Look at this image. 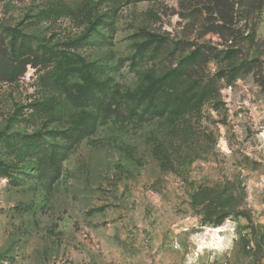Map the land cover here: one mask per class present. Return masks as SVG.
I'll return each mask as SVG.
<instances>
[{
	"label": "rangeland",
	"instance_id": "374dc122",
	"mask_svg": "<svg viewBox=\"0 0 264 264\" xmlns=\"http://www.w3.org/2000/svg\"><path fill=\"white\" fill-rule=\"evenodd\" d=\"M58 1L73 15L40 14ZM207 5L0 0V21L19 26L39 53L79 56L121 93L173 70L183 71L184 90L213 84L197 116L172 123L126 112V119L99 121L67 149L63 133L79 109L52 80L55 65L0 81V134L41 133L45 145L65 144L66 153L49 189L28 162L13 180L0 177V264H264V0L239 12L223 36L213 33L222 22ZM227 30L241 49L236 59H201L184 73L180 64L195 49L227 50ZM244 62L249 70L240 72ZM0 159L12 161L1 144Z\"/></svg>",
	"mask_w": 264,
	"mask_h": 264
},
{
	"label": "trees",
	"instance_id": "16d2710c",
	"mask_svg": "<svg viewBox=\"0 0 264 264\" xmlns=\"http://www.w3.org/2000/svg\"><path fill=\"white\" fill-rule=\"evenodd\" d=\"M117 0H98L100 3L116 2ZM210 15H216L222 22L221 27L213 32L223 36L225 27L233 24L234 17L239 12L247 13L256 0H208ZM263 0H259V8ZM242 10V11H241ZM59 18L73 15V11L66 4L58 1L53 7H48L40 14ZM99 21L93 24L97 25ZM94 28V27H93ZM93 30V29H89ZM231 42L225 51H215L204 47L197 48L184 58L180 64L184 67V73L202 64L201 59H236L241 49H235L236 45L230 40L229 30L226 31ZM224 38V37H223ZM243 38V37H242ZM233 39V38H232ZM244 39V38H243ZM71 40L68 45L76 48L78 41ZM245 40V39H244ZM146 45L142 51H148ZM56 58V59H55ZM53 60H56L53 62ZM54 64L55 71L52 74L54 83L61 86L68 102L79 112L71 120V127L63 133V139L67 149L79 143L86 137L91 136L99 121L109 119H126L127 113L144 118H164L166 121L175 123L184 117H194L200 114L203 105L212 96V85L204 80L197 82L190 89L184 90L179 85L183 78L182 73L173 70L160 78H148L146 85L134 92L121 93L118 89H111L106 81H101L95 74L91 63L75 55L42 50L41 53L34 47L32 41L19 26L4 25L0 21V81L16 83L25 73L27 67L35 68L38 65L48 66ZM250 62H244L239 68L240 72L249 70ZM223 76V75H222ZM231 76V75H230ZM46 79L45 75L41 77ZM77 81L71 83L70 80ZM219 79L222 77L219 76ZM227 78L229 83L232 77ZM94 105L96 113H92L87 107ZM50 134V133H49ZM41 133L32 135L7 136L0 134V144L6 150L12 161L0 159V177L13 180L21 163L32 164V172L43 189H49L61 177L62 162L65 154L62 153L64 145H45ZM66 148V147H65ZM160 168L166 169L168 158L161 147L156 146L152 151ZM221 222L217 223L219 226Z\"/></svg>",
	"mask_w": 264,
	"mask_h": 264
}]
</instances>
